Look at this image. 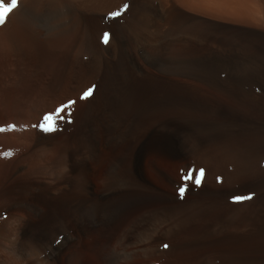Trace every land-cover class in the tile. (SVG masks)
Masks as SVG:
<instances>
[{"label":"rangeland","instance_id":"1","mask_svg":"<svg viewBox=\"0 0 264 264\" xmlns=\"http://www.w3.org/2000/svg\"><path fill=\"white\" fill-rule=\"evenodd\" d=\"M231 4L25 0V59L8 13L0 264H264V0ZM89 183L116 218L85 217Z\"/></svg>","mask_w":264,"mask_h":264},{"label":"bare ground","instance_id":"2","mask_svg":"<svg viewBox=\"0 0 264 264\" xmlns=\"http://www.w3.org/2000/svg\"><path fill=\"white\" fill-rule=\"evenodd\" d=\"M10 0H5V3L8 4ZM189 3H191L192 5H199L202 4L204 6H206L209 10L212 11H226V10H231V8H233V4L229 5V0H187ZM24 2L25 0H21L19 7H17V9H15L11 15L8 16V23L5 24V26H3V28H6L7 30H5L6 32H11L8 33V38L11 41V46H13L14 52L18 53L21 58L25 59L26 56H24V51L23 48L25 45H27V43L31 44L34 43V40L36 39V35L33 33H26V31H24L23 24H18L16 27H9V22H10V18H12L13 15L17 16V12L22 11L24 9ZM260 3H263L260 2ZM160 5L158 7H156V12L157 13H161L160 11ZM19 15V14H18ZM18 17V16H17ZM15 21V20H14ZM21 23V22H20ZM23 23V22H22ZM8 26V27H7ZM3 28L1 27L0 30H3ZM15 29V30H14ZM7 35V33H6ZM6 38V37H5ZM7 38V39H8ZM39 40V39H38ZM7 41V40H6ZM8 42V41H7ZM33 45V44H31ZM35 45V44H34ZM36 46V45H35ZM26 47V46H25ZM31 47V46H30ZM37 47V46H36ZM33 48V47H32ZM13 52V50H12ZM128 58L134 62V58L131 54H128ZM197 64V63H196ZM199 65V64H198ZM198 69V68H197ZM200 69V68H199ZM194 71V69H192ZM201 130V126L199 124L196 123H189L184 125L181 129L173 131L172 133H170L162 142V147L165 149L166 147H169L172 151L175 152H179L181 151V143L180 139L182 140V138L187 137V136H191V135H196L200 132ZM169 149V150H170ZM203 164V163H202ZM115 177V181L118 183L117 185H119V183H122V180L120 179V176L117 174L114 175ZM88 192L89 194L92 196V198H97L99 202H103L106 203L109 197L108 192H104L102 194H98L95 190V186L93 185V183H89L88 184ZM110 194V193H109ZM109 200V199H108ZM95 207H92V210L85 212V217L93 222L94 224H96L100 219L102 220H112L114 218H116L124 209L123 208V204H116L115 206H113L112 209L109 210V206L108 204H104L100 207H97L96 204H94ZM81 215V214H80ZM83 215V214H82ZM81 216V217H84ZM85 218V220H86ZM81 220V219H80ZM84 221V220H83ZM100 222V221H99ZM47 227V226H46ZM63 227V226H62ZM49 229V228H48ZM65 229V228H64ZM47 230V229H46ZM46 230L44 229V232H46ZM59 231V230H58ZM64 231V230H63ZM49 232V231H48ZM61 232V231H60ZM62 233V232H61ZM74 238V237H73ZM72 237H68L64 239V242H62L61 244V248L63 249L64 247H66L67 245L70 244V241L73 240ZM81 239V238H80ZM2 246V245H1ZM15 246V244H14ZM61 249V250H62ZM60 250V252H61ZM57 255L56 254H52V258L56 259L54 256ZM49 257V256H48ZM50 259V258H49ZM27 261V260H26ZM45 261V260H44ZM60 262V261H59ZM49 262L47 261V264ZM52 264V263H50ZM54 264V263H53ZM57 264V263H56Z\"/></svg>","mask_w":264,"mask_h":264},{"label":"snow or ice","instance_id":"3","mask_svg":"<svg viewBox=\"0 0 264 264\" xmlns=\"http://www.w3.org/2000/svg\"><path fill=\"white\" fill-rule=\"evenodd\" d=\"M18 4V0H10V3L6 4L5 0H0V25H3L6 21L7 15L8 13H10L14 8L17 7ZM114 16H118L120 15L119 12L117 13H113ZM105 43H107V38H105ZM90 93H86L85 94V98H87V96ZM48 119H50V117H45V121H47ZM43 130L44 131H52L54 130L52 127L47 126V124H45L43 126ZM246 199H251V197H245ZM243 198L238 197L237 200H240ZM165 247H168L167 245H165Z\"/></svg>","mask_w":264,"mask_h":264}]
</instances>
